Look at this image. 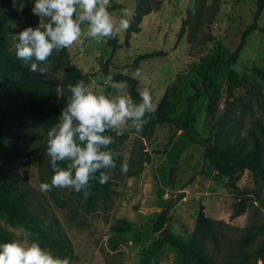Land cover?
I'll return each instance as SVG.
<instances>
[{
	"label": "rangeland",
	"instance_id": "1",
	"mask_svg": "<svg viewBox=\"0 0 264 264\" xmlns=\"http://www.w3.org/2000/svg\"><path fill=\"white\" fill-rule=\"evenodd\" d=\"M158 1L159 8L142 18L139 32L131 35L128 47H121L111 56L107 71L123 74L122 67L130 64L137 55L162 52L163 56L141 61L134 71L128 72V76L136 80L138 91L148 88L156 105L166 88H175L178 94L173 102V116L183 111L187 98L196 95L190 114L195 119L193 128L199 139L208 136L210 125H216L217 120H221L220 127L223 129L231 127L228 138L235 133L242 137L245 129L250 128L251 119L264 115V86L252 71L254 68L264 70V37L258 32L251 33L237 60L227 68L212 69L207 80L202 78L201 60L212 56L215 48L222 56L234 51L242 31L252 21L256 0H217V13L205 32L213 41L204 45L196 42L188 44L185 34L176 43L180 23L187 11L193 12L195 0ZM210 2L206 0V5ZM33 5L34 0H30L14 26V50L17 42L14 36L38 23V18L31 11ZM113 5L120 7L110 11L117 20L121 18L120 10L125 8L129 16L123 18L131 19L133 0H110L109 7ZM257 26L264 27V7ZM82 39L83 44L77 41L70 48L53 52L47 73L37 71L44 81L57 83L62 74L60 60L63 64L75 66L86 76L85 83L95 80L97 75L93 73L108 59L110 51L105 42L97 44L91 38ZM117 41L122 43L123 32L117 35ZM137 69L142 73L140 78L135 75ZM229 72L232 73L231 80H228ZM145 76L147 79L143 78ZM251 82L260 87L263 95L260 106L249 101L246 95L245 89ZM96 90L106 95L113 94V90L107 86ZM245 103L248 109L242 108ZM18 104L24 118L19 132L13 133L11 142L5 143L0 150V180L8 188L25 191L33 207L57 218L72 247V264H141L146 254H149V264H191L177 251L156 240L152 227L164 210L166 228L183 241H187L191 235L200 206L206 217L221 221L230 228L227 229L230 239L246 231L252 223H264V185L258 178L245 171L236 182V187L253 191L254 194L242 199L244 213L232 217L233 206L239 201L235 193L225 186L224 178L204 163L202 148L189 142L173 124L156 125L147 140L139 139L123 126L120 133L124 138L119 154L123 160L132 157L141 159L140 173L133 177L111 179L115 194L106 207L94 209L82 220L77 221V217L70 219V207L58 208L52 195L61 196L68 202L71 188H53L49 192L40 190V184L50 183L52 177L44 165L49 160L45 155L47 131L42 125L31 123L19 100ZM0 105H8L5 87L1 83ZM177 193H183V197L172 204ZM255 198L259 202L254 203ZM76 213L77 216L81 215V210L78 208ZM118 221L129 223L131 231L122 234L127 239L126 243L111 249L108 245V239L113 236L110 228ZM1 224L15 235L16 240L25 242V237L16 228L3 221ZM26 243L30 244L27 238ZM231 247H221L216 255L219 264L236 260L232 257ZM259 249L262 251L260 258L254 255L246 264H264V229L249 251Z\"/></svg>",
	"mask_w": 264,
	"mask_h": 264
},
{
	"label": "trees",
	"instance_id": "2",
	"mask_svg": "<svg viewBox=\"0 0 264 264\" xmlns=\"http://www.w3.org/2000/svg\"><path fill=\"white\" fill-rule=\"evenodd\" d=\"M29 1L17 0V4L13 6L12 0H0V83L5 87V96L8 101L7 106L0 105V150L3 149L5 143L11 142L13 133L19 132L24 114L19 107L18 100L23 105L28 120L31 123L42 125L48 132L57 123L61 108L65 106L68 99L67 85H74L79 80H86V76L82 75L75 66L63 64L60 60L62 65L61 77L56 84L49 83V81H44L38 72H30L29 63L17 59L15 50L12 48V35L15 31L14 26L19 21L20 15L25 12ZM133 1V13L129 20L131 26L126 32H123L122 43H118L117 36L114 39H106L105 46L109 49L110 55L93 75L111 74L115 81H127V94L139 103L140 97L136 80L122 73L107 71L110 64L109 60L114 52L121 47H128L131 35L139 32V24L142 18L150 12L156 11L160 5L158 0ZM263 7L264 0L255 1L252 21L242 31L239 42L231 54L222 56L215 48L212 56L201 60L203 63L202 78L204 80H207L212 69L227 68L232 65L237 60L241 49L245 46L246 38L251 33L258 32L264 37V27L257 26V20ZM113 8L120 7L119 5L108 7L109 12ZM217 8V0H211L209 5H206V0H195L193 12L187 11L186 17L180 23L176 43L184 34L188 44L196 42L204 45L206 42H212L213 38L205 32L213 22ZM163 54L162 52H150L137 55L130 64L124 65L122 70L127 69L128 72H132L141 61L160 57ZM252 71L264 86V70L254 68ZM231 76L232 73L229 72L228 80H231ZM259 89V85L255 82L249 83L245 89L249 101L254 102L256 106H260V98L263 97ZM177 94L175 88H166L156 104V111L146 117L149 122L145 124L143 132L137 135L135 130L129 128L128 132L139 139L147 140L152 135L156 125L173 124L176 130L189 142L202 148L204 163L209 164L220 177L224 178L225 186L235 193L239 201L233 206L232 217L243 214L245 204L242 199L254 193L250 190L239 189L236 187V182L247 171L256 176L264 185V115L253 117L249 122L250 128L245 129L242 137L235 133L228 138V134H231V127L223 129L220 127L222 125L221 120H217L216 125H210L208 136L199 139L193 128L195 119L190 114L192 101L196 95L187 98L183 111L173 116V102L177 99ZM242 108L248 109L249 106L245 103L242 104ZM215 128L216 130L213 131ZM105 134L114 139V143L109 145V149L119 154L124 135H117L112 131ZM124 162L129 165L127 173L121 172V165ZM142 163L141 159L135 157L123 160L119 154L115 159L116 167L103 170L110 177L108 182L100 184L98 178L91 181L92 187L89 189L90 195L87 198L83 192L77 193L72 189L70 197L67 198L68 202L61 196L52 195L53 202L61 209L66 206L70 207V219L77 217V221L82 220L84 215L89 214L94 209L106 207L114 196L115 191L112 188L111 179L116 180L138 175ZM44 165L47 167L48 173L53 175L49 160ZM60 166L65 167L66 165L60 163ZM97 177H99V173H97ZM253 202H259L258 198H255ZM78 208L81 210L79 216L76 213ZM1 221L16 229L22 226L32 233L30 237H27L30 243L38 242L43 249L50 251L54 256L69 258L71 262L73 261L71 244L63 233L57 218L46 213L43 209L38 210L33 207L25 191L8 188L2 180H0V244L16 240L15 235L5 229ZM165 222L166 210L161 213L152 227V232L156 234V240L158 239L177 251L191 264H219L216 255L224 245L233 246L230 250L233 251L232 257L236 258L234 262L228 261L224 264H246L254 255L256 258H260L262 254L260 249L258 251L249 250L260 231L264 229V223H252L246 228V231L236 238L230 239L227 235V229L230 230V228L221 221H214L206 217L203 208L200 206L191 235L187 241H183L166 228ZM110 229L113 232V236L108 239V245L111 249L127 242L122 234L131 231L129 223L118 221ZM148 255L144 256L146 261L144 259L141 264H149L147 262Z\"/></svg>",
	"mask_w": 264,
	"mask_h": 264
},
{
	"label": "clouds",
	"instance_id": "3",
	"mask_svg": "<svg viewBox=\"0 0 264 264\" xmlns=\"http://www.w3.org/2000/svg\"><path fill=\"white\" fill-rule=\"evenodd\" d=\"M13 6L17 0H12ZM110 0H34L32 14L38 18L35 27L29 26L19 32L14 39L17 59L30 63L29 71L47 73L49 58L54 51L72 47L77 41L83 44L82 37L91 38L97 44L114 39L130 28L128 9H121L117 20L108 7ZM38 65H45L39 67ZM124 75H128L125 69ZM136 77L142 73L135 71ZM147 79V77H143ZM107 86L112 95L96 89ZM127 81H115L111 74H98L95 80L85 83L68 84L69 93L65 106L61 109L57 123L47 132L45 155L53 173L50 183H41L42 192L53 188H71L90 195L91 181L105 184L109 175L105 169L116 167L119 155L110 150L113 137L106 135L112 131L120 135L126 126L139 135L143 132L146 118L156 111L148 88L139 90L140 102H135L127 94ZM60 163L66 166L61 167ZM129 165L124 162L121 172L127 173ZM99 173V177H97ZM17 231L25 237V242L14 240L0 244V264H72L69 258H59L43 249L38 242L26 243L32 233L22 226Z\"/></svg>",
	"mask_w": 264,
	"mask_h": 264
},
{
	"label": "water",
	"instance_id": "4",
	"mask_svg": "<svg viewBox=\"0 0 264 264\" xmlns=\"http://www.w3.org/2000/svg\"><path fill=\"white\" fill-rule=\"evenodd\" d=\"M182 197H183V193H177L172 201V204H176Z\"/></svg>",
	"mask_w": 264,
	"mask_h": 264
}]
</instances>
